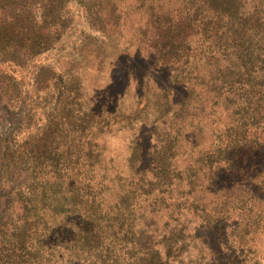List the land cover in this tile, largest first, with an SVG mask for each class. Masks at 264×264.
<instances>
[{
	"label": "trees",
	"instance_id": "obj_1",
	"mask_svg": "<svg viewBox=\"0 0 264 264\" xmlns=\"http://www.w3.org/2000/svg\"><path fill=\"white\" fill-rule=\"evenodd\" d=\"M67 3L0 0V106L15 121L0 134V264H264V0L143 8L166 109L130 159L103 141L119 110L88 107L73 64L37 66L29 87L16 75L64 37Z\"/></svg>",
	"mask_w": 264,
	"mask_h": 264
},
{
	"label": "rangeland",
	"instance_id": "obj_2",
	"mask_svg": "<svg viewBox=\"0 0 264 264\" xmlns=\"http://www.w3.org/2000/svg\"><path fill=\"white\" fill-rule=\"evenodd\" d=\"M153 1L159 2L165 9L173 10L181 9L184 4V0ZM114 2L105 0L103 8H99L93 6V0H68L65 12H68L70 25L64 37L56 48L35 58L30 68L24 71L19 68L16 75L29 87L33 84L30 72L37 66L51 65L64 70L73 64L88 97L87 106L105 113L119 110L121 122L113 127V132L105 133L103 141L110 143L118 159H130L134 153L133 144H138V141H143L145 145L151 144L147 133L159 121L158 117L166 107L160 103L164 100L158 88L163 83L162 77L156 72V83L148 81L147 77V70L153 71L150 60H153L154 53L150 52L143 35L142 29L148 24V13L142 10L148 8L151 0ZM146 35L149 36V33ZM152 76L151 73L150 78ZM29 90L25 108L30 104L29 111L35 116L28 122L41 124L42 119L41 122L36 121L46 104L40 93L32 92L31 87ZM134 123H137L136 135L134 130L127 128ZM121 125L124 126L116 131ZM14 126L15 121L0 106V134L9 133ZM112 166L124 168L119 164ZM102 168H108L106 163ZM144 224L149 226L148 222ZM147 235L154 237L151 229Z\"/></svg>",
	"mask_w": 264,
	"mask_h": 264
}]
</instances>
